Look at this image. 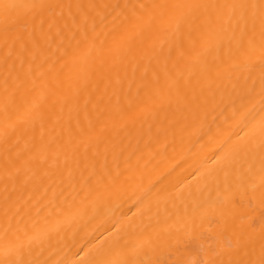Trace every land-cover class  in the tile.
<instances>
[{"label":"bare ground","instance_id":"6f19581e","mask_svg":"<svg viewBox=\"0 0 264 264\" xmlns=\"http://www.w3.org/2000/svg\"><path fill=\"white\" fill-rule=\"evenodd\" d=\"M0 264H264V0H0Z\"/></svg>","mask_w":264,"mask_h":264}]
</instances>
